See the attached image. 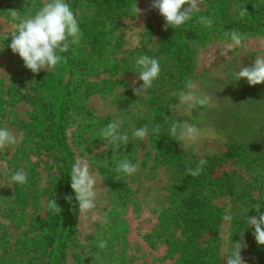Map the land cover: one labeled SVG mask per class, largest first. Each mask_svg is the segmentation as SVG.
Returning <instances> with one entry per match:
<instances>
[{
    "label": "trees",
    "instance_id": "16d2710c",
    "mask_svg": "<svg viewBox=\"0 0 264 264\" xmlns=\"http://www.w3.org/2000/svg\"><path fill=\"white\" fill-rule=\"evenodd\" d=\"M76 15L82 33L78 43L70 45L62 53L65 60L54 68V73L25 74L30 77L31 91L9 92L10 101L26 100L30 103L29 122L24 128L26 141H34L40 149L48 152L56 165L55 180L47 190V203L56 199L62 211L53 215L47 209L40 221L37 237L30 247L45 258V264H65L68 248L74 244L77 234L76 221L78 202L71 189V167L75 163L66 138V130L73 119L83 120V129H103V121L84 104L92 93H105L106 88L93 86L88 78L94 74L90 59L111 54L121 46L115 29L120 19H134L131 13L135 0H66ZM187 7V5L185 6ZM246 10V12L244 11ZM6 18H11L13 6L1 8ZM241 12L244 15L241 16ZM208 16L213 20L211 28L197 22L198 17ZM237 30L247 36H264V0H203L200 10L191 20L174 29L165 23L158 31L152 49L139 47L126 52L120 63L112 58L104 69L111 75L117 71L136 73L135 60L148 55L158 60L161 68L158 79L146 90L144 100L148 119L144 126L149 129L150 147L155 155L172 170V182L168 191V205L158 211L156 221L160 227L166 255L173 264H219L217 246L222 212L212 200L227 196L230 199L227 236V256L232 251V241L241 239L247 244L241 256L245 264H258L264 258V246H258L253 236L254 226L247 225V216L264 214V180L254 183L251 166L260 165L264 170V86L255 85L232 97L227 123L230 133L224 151L220 155L195 157L183 153L174 145L169 133L171 120H166V92L182 86L193 68L194 46L206 43L214 37L229 39L225 33ZM150 28L148 27V31ZM11 42L3 41L8 47ZM138 74V73H136ZM2 91L0 90V93ZM160 126V134L152 132ZM131 161V155L126 156ZM201 160L207 163L203 172L193 178L187 168H195ZM110 167L96 164L98 173L107 184L114 207H124L132 192L123 180V173ZM71 196V202L65 197ZM260 205V213L256 212ZM114 209L112 208V211ZM112 229L120 235L126 231L114 219ZM104 241V240H102ZM97 247L94 253L111 248ZM86 259L74 256L73 264H90Z\"/></svg>",
    "mask_w": 264,
    "mask_h": 264
},
{
    "label": "rangeland",
    "instance_id": "374dc122",
    "mask_svg": "<svg viewBox=\"0 0 264 264\" xmlns=\"http://www.w3.org/2000/svg\"><path fill=\"white\" fill-rule=\"evenodd\" d=\"M43 0H0L1 8L13 6L18 17L35 13ZM141 10L134 19L122 18L115 29L121 46L111 54L98 59H90L94 74L88 81L97 88H106L105 93H92L84 104L103 121L102 126L113 120H122L121 134L127 133L129 143L114 145L100 137L101 129L85 131L83 120L73 119L66 130L67 143L73 152L75 162L87 161L91 173L96 178L97 198L95 208L87 215L77 214L76 239L68 250L65 264H73L74 256L86 259L90 264H173L166 255L160 227L156 221L159 210L168 205V191L172 182V170L167 167L150 147L148 135L143 139L134 138V130L144 127L148 119L144 100L146 91L136 96L133 88L143 84L139 74L131 71H117L109 74L104 67L114 58L119 63L126 52L145 47L152 49L165 22L158 10L151 8L152 0H135ZM16 21L6 18L0 11V128H7L22 136L15 145L0 151V264H45V258L30 247V241L39 234L40 221L45 216L48 192L55 180L56 165L48 152L40 149L36 142L26 141L24 128L29 122L30 103L26 100L10 101L9 92L31 91V70L24 66L18 54L3 41L11 42ZM148 27L150 30L148 31ZM229 39L214 37L206 43L194 46L193 68L184 84L166 92L165 106L168 115L179 122H188L201 131L195 143L182 145L173 137L174 145L183 153L200 157L220 155L227 142L230 126L232 97L250 89L246 80L236 81L233 72L240 66L250 67L256 56L264 54V36H247L242 46L227 55H221ZM44 71V70H43ZM54 73V69L44 71ZM191 79L198 93L212 97V107L183 109L181 114L175 106L178 93L185 90V83ZM264 86V83L259 84ZM137 166L131 175H123V180L132 192L124 207H117L108 192V187L96 164L113 167L126 156ZM254 183L264 180V170L260 165L251 166ZM17 171L27 173L26 184H14L11 176ZM264 193V187H261ZM212 202L220 208L222 220L219 224L217 254L219 264L227 258V236L229 222L224 216L229 213L230 199L216 197ZM112 208L114 209L112 211ZM264 208V203L262 204ZM114 219L126 229L123 235L112 229ZM110 241L111 248L94 253L100 241ZM264 264V258L258 263Z\"/></svg>",
    "mask_w": 264,
    "mask_h": 264
},
{
    "label": "clouds",
    "instance_id": "9594fccd",
    "mask_svg": "<svg viewBox=\"0 0 264 264\" xmlns=\"http://www.w3.org/2000/svg\"><path fill=\"white\" fill-rule=\"evenodd\" d=\"M203 0H152L151 8L158 10L159 15L165 20V30L168 27L177 29L187 21L191 20L193 14L200 10ZM187 5V7H185ZM131 13L140 14V9L136 3L131 7ZM246 12V10H244ZM244 12H241V16ZM12 20L16 21L15 30L11 34V43L9 47L14 54H18L22 59L24 66L37 74L41 70H51L60 65L65 57L61 55L68 51L70 45L78 43L81 38V31L75 13L66 0H43L42 5L34 14L18 17L16 11H12ZM197 22L206 28H211L213 20L208 16L198 17ZM230 43L226 46L221 55H227L238 46H242L247 37L237 30L226 32ZM135 70L139 74V80L143 84L138 88H133L136 96L142 95L148 88L152 87L153 82L158 79L161 68L157 59L148 55H140L135 60ZM236 81L246 80L248 85L255 86L264 83V54L256 56L255 62L250 67L240 66L233 72ZM178 104L175 108L181 113V110H189L197 107H212V97L198 93L196 85L191 79L185 83V90L178 93ZM171 120L169 133L181 145L182 150L186 143H195L200 139L201 131L195 125L188 122H179L177 119L166 117ZM122 120H113L108 123L100 132V137L107 140L110 144L126 146L129 143L127 133L121 134L120 127ZM160 126H153L152 132L160 134ZM147 126L133 131L132 136L143 140L148 135ZM22 136L14 134L7 128H0V151L9 146L15 145ZM207 162L201 160L195 167L187 168V175L193 178L199 176ZM116 171L127 176L133 175L137 171V166L129 160H121ZM71 189L75 193V199L78 202L79 213L87 215L95 208L97 198L96 178L91 173L87 161L77 160L71 167ZM27 173L17 171L11 176L14 184H26ZM65 199L71 202L72 197L66 196ZM256 212L260 213V205H256ZM47 209L53 215H59L62 211L58 206L56 199L47 203ZM224 220L231 221V214H226ZM247 225L254 226L253 236L258 246H264V214L256 216H247ZM98 247L104 249L105 241H100ZM247 244L241 239L238 242L232 241V251L224 260L225 264H245L242 259L241 251Z\"/></svg>",
    "mask_w": 264,
    "mask_h": 264
}]
</instances>
